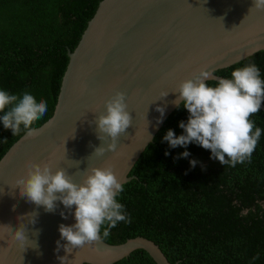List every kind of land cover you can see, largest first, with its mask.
<instances>
[{"label":"water","instance_id":"95a60500","mask_svg":"<svg viewBox=\"0 0 264 264\" xmlns=\"http://www.w3.org/2000/svg\"><path fill=\"white\" fill-rule=\"evenodd\" d=\"M252 6L253 0L98 3L77 45L68 52L51 116L32 128L35 135L25 131L0 158V224L15 229L19 216L38 213L35 224L24 221L29 237L25 250L0 231V264H61L58 257L64 255L69 260L76 257L72 264H111L138 248L146 250L156 264H171L160 247L143 236L107 243L105 225L98 245H85L70 254L61 247L57 252L58 240L67 243L61 240L59 226L76 223L75 206L69 210L57 201L55 211L47 212L21 197L14 182L26 174V162L31 160L49 161L53 171L63 167L77 183L83 181L87 168L110 164L123 186L148 153L167 142L164 136L169 129L176 135L184 131L180 122L187 123L190 114L183 105L172 104L179 95L173 91L182 81L205 65L224 78L214 72L264 49V11H250ZM118 91L126 93L132 124L115 151L98 156L95 147H106L110 139L97 138L96 119L106 114L105 102ZM163 91L169 94L161 98ZM157 105L166 106L159 124Z\"/></svg>","mask_w":264,"mask_h":264},{"label":"trees","instance_id":"16d2710c","mask_svg":"<svg viewBox=\"0 0 264 264\" xmlns=\"http://www.w3.org/2000/svg\"><path fill=\"white\" fill-rule=\"evenodd\" d=\"M100 1L0 0V90L47 102L48 111L32 128L51 116L68 52ZM253 63L264 80V49L214 73L231 78L236 68ZM250 119L261 136L251 160L234 167L195 142L172 148L167 141L151 150L116 197L131 222L111 228L107 243L143 236L171 264H264V110ZM25 131L21 125L13 136L0 120V158ZM184 151L190 155L183 157ZM111 264L156 262L138 248Z\"/></svg>","mask_w":264,"mask_h":264},{"label":"clouds","instance_id":"9594fccd","mask_svg":"<svg viewBox=\"0 0 264 264\" xmlns=\"http://www.w3.org/2000/svg\"><path fill=\"white\" fill-rule=\"evenodd\" d=\"M252 10L264 11V0H253L250 11ZM209 80H218V84L210 86L206 83ZM173 92L179 95L172 104L177 108L183 105L190 115L187 123L181 121L179 125L184 129V134L177 136L169 129L164 136V140L172 148L186 147L195 142L210 149L213 159H218L223 165L230 163L233 167L237 163L251 160L261 136V129L255 127L250 118L260 111L264 102V80L260 78L257 65L253 63L236 68L232 71L231 78H218L205 65L191 78L182 81ZM168 94V91H163L161 98ZM105 106L106 114L101 113L96 119L97 138L101 141L110 139V143L106 147L104 144L95 147L94 153L98 156L104 155L106 151H115L120 136L132 124L126 93L116 92L105 102ZM156 110L160 113L157 118L159 124L163 122L166 106L157 105ZM47 111V102H37L28 92L19 98L0 90V113H4L0 120L5 129L12 130L13 136L21 133V125L28 135H35L32 124ZM66 142L67 140L65 144ZM181 155L188 157L190 153L184 151ZM196 163L195 159L191 161L193 167ZM25 167L26 174L18 176L14 182L21 197L37 207L44 206L47 212L55 211L57 201L62 202L69 210L75 206L76 223L59 226L61 240H66L67 243L61 245L58 240L57 252L61 247L70 254L73 249H81L85 245H98L102 241V225L107 224L103 230V238H107L111 234V228L116 227L118 222H131L123 211L124 205L116 199L124 189L112 165L87 168V174L81 183L75 182L63 167L53 171V164L49 161L29 160ZM15 207L13 205V210ZM61 215L67 219L66 213L61 212ZM36 216L37 212L21 215L18 217L20 223L15 229L10 224H0V231L7 232L12 241L18 242L25 250L29 237L27 223L24 221L27 218L28 223L35 224ZM58 259L61 264H72L76 257L69 260L64 255Z\"/></svg>","mask_w":264,"mask_h":264}]
</instances>
